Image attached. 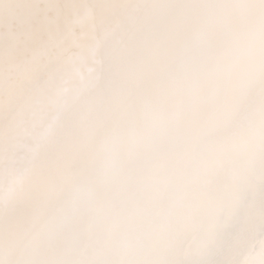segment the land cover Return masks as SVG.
Returning a JSON list of instances; mask_svg holds the SVG:
<instances>
[{
  "label": "snow or ice",
  "instance_id": "6c2138e0",
  "mask_svg": "<svg viewBox=\"0 0 264 264\" xmlns=\"http://www.w3.org/2000/svg\"><path fill=\"white\" fill-rule=\"evenodd\" d=\"M0 264H264V0H0Z\"/></svg>",
  "mask_w": 264,
  "mask_h": 264
}]
</instances>
